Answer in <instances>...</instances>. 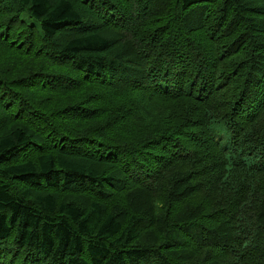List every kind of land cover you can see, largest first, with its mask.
Here are the masks:
<instances>
[{
	"label": "trees",
	"instance_id": "16d2710c",
	"mask_svg": "<svg viewBox=\"0 0 264 264\" xmlns=\"http://www.w3.org/2000/svg\"><path fill=\"white\" fill-rule=\"evenodd\" d=\"M0 264H264V0H0Z\"/></svg>",
	"mask_w": 264,
	"mask_h": 264
}]
</instances>
